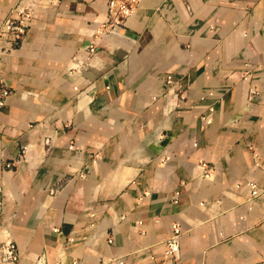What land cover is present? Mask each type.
Masks as SVG:
<instances>
[{"label": "crops", "instance_id": "0c3cea01", "mask_svg": "<svg viewBox=\"0 0 264 264\" xmlns=\"http://www.w3.org/2000/svg\"><path fill=\"white\" fill-rule=\"evenodd\" d=\"M108 1L36 0L0 39V241L16 264H171L176 223L179 264H263L264 0H141L115 30Z\"/></svg>", "mask_w": 264, "mask_h": 264}, {"label": "built area", "instance_id": "2783aa9c", "mask_svg": "<svg viewBox=\"0 0 264 264\" xmlns=\"http://www.w3.org/2000/svg\"><path fill=\"white\" fill-rule=\"evenodd\" d=\"M48 3H52L53 0H45ZM141 0H109L107 3V14L105 23L102 25L104 29L115 30L123 25L125 20L129 18L135 10L138 8ZM36 0H18L17 4L10 10V13L15 15V18H10L6 20L0 29V39L4 35H10L12 38L13 45L16 46L25 35L26 29L28 27V21L33 16L35 12ZM88 52L92 54L94 52V46L91 43L88 47ZM165 86L168 88L176 87L177 91L180 92L178 95L181 98V83L172 74H167L164 77ZM11 92L5 86L2 74L0 70V108L5 106L7 99L10 97ZM177 96V95H176ZM210 108L209 112H212ZM201 119L208 123L210 121L209 117L203 116ZM26 147H21V154L24 155ZM256 159V156H254ZM169 157L164 156L161 159V163L168 161ZM11 164L5 163L3 167L0 168V173L4 169H9ZM201 168H203V177H210L209 168L206 164L202 163ZM250 187V197L256 198L264 193V187L257 185L256 182L248 181L246 183ZM241 185V184H240ZM237 184V186H240ZM177 193L173 197V202H176ZM181 235V228L178 224H173L171 226V232L169 237L164 242V254L165 257L170 261L171 264H179L180 254H179V237ZM112 239L108 238V242L111 243ZM43 256H41L35 264H43ZM19 260V253L15 246V243L10 238H5L0 241V264H16ZM119 264H123L120 262ZM264 264V263H263Z\"/></svg>", "mask_w": 264, "mask_h": 264}]
</instances>
